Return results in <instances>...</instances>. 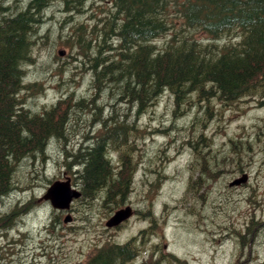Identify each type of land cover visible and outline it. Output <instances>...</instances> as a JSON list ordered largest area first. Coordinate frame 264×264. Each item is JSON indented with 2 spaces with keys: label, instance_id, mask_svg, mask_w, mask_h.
<instances>
[{
  "label": "rangeland",
  "instance_id": "1",
  "mask_svg": "<svg viewBox=\"0 0 264 264\" xmlns=\"http://www.w3.org/2000/svg\"><path fill=\"white\" fill-rule=\"evenodd\" d=\"M105 3L90 0L85 14L69 18L60 9L49 11L51 20L39 28L42 36L35 42L24 79L32 85L22 93L31 114L73 94V103L94 99L100 119L127 116L130 106L111 107L107 94H100L92 82L94 75L84 71L80 50L65 42L71 38L69 25H64L67 19L90 27L91 15ZM194 103L199 104L196 99L186 101L180 110L166 96L136 122L134 131L117 130L119 140L134 143L130 160L135 171L121 205L110 212L103 192L91 200L73 201L65 212L43 199L53 182L66 178L80 191V166H65V149L75 152L79 144L91 141L85 139L88 128L94 130L93 138L107 128L93 117L91 106L87 113L70 107L61 125L67 136L51 139L43 153L22 159L11 175L9 194L0 198V215L31 202L14 226L0 231V264H85L105 244L131 241L136 253L126 264H142L152 252L159 264H180L170 255L185 264H262L264 89L225 107L212 99L219 108L211 117ZM173 110L182 114L175 116ZM203 144L208 148L199 152ZM215 158H224L225 164L217 166ZM215 167L216 177L211 178L207 171ZM244 175V184L228 186ZM126 206L133 210L132 217L117 228H106V220ZM67 214L72 221L64 224Z\"/></svg>",
  "mask_w": 264,
  "mask_h": 264
},
{
  "label": "trees",
  "instance_id": "2",
  "mask_svg": "<svg viewBox=\"0 0 264 264\" xmlns=\"http://www.w3.org/2000/svg\"><path fill=\"white\" fill-rule=\"evenodd\" d=\"M89 1L0 2V198L9 194L11 175L22 159L43 153L53 135L63 136L61 124L70 107L87 113L91 106L93 117L100 119L94 99L73 103L69 94L50 109L31 114L22 95L32 87L24 83L26 70L42 36L39 28L51 18L49 11L57 8L68 18L82 16ZM98 8L90 27L81 21L64 22L71 36L65 42L80 50L84 71L94 75L92 82L100 94H107L110 106L128 104L130 111L125 118L117 113L100 119L107 127L103 134L79 144L75 152L65 149L64 164L80 166L78 200L103 192L110 212L121 205L135 171L130 160L134 143L119 140L117 130L134 131L136 122L166 96L180 110L196 99L199 104H194L204 106L202 112L211 117L217 108L264 89V0H106ZM207 148L203 144L199 152ZM224 160L215 158V164L222 166ZM215 170L207 171L208 176L215 178ZM30 203L1 214L0 231L14 226ZM134 242L105 244L85 264H126L134 259ZM143 259L142 264H159L153 252Z\"/></svg>",
  "mask_w": 264,
  "mask_h": 264
},
{
  "label": "water",
  "instance_id": "3",
  "mask_svg": "<svg viewBox=\"0 0 264 264\" xmlns=\"http://www.w3.org/2000/svg\"><path fill=\"white\" fill-rule=\"evenodd\" d=\"M63 52H59L58 55L62 56ZM247 176L244 175L239 179L233 180L229 183V187L239 186L240 184L245 183ZM80 197V192L76 189H73L70 186L69 179L66 178L65 181H55L53 182L46 190V193L43 196L45 201H49L53 209L59 211H68L70 204L73 200H76ZM133 215V210L131 207L126 206L124 208L118 209L115 211L109 219L105 222L106 228H115L120 226L123 222L127 221ZM72 221L70 214H67L63 223L67 224Z\"/></svg>",
  "mask_w": 264,
  "mask_h": 264
},
{
  "label": "flooded vegetation",
  "instance_id": "4",
  "mask_svg": "<svg viewBox=\"0 0 264 264\" xmlns=\"http://www.w3.org/2000/svg\"><path fill=\"white\" fill-rule=\"evenodd\" d=\"M61 125H62V124H61ZM101 128H102V127H101ZM63 129H64V128H63ZM90 131H91V133L94 132V130H93L91 127L88 128V131H87V133H86L85 139H88V140H90V139L92 140V139H93V137L90 135V134H91ZM129 132H130V131H129ZM102 134H103V133H102ZM102 134H100V135H102ZM65 135L67 136L66 131H65V129H64V134H63V136L66 137ZM83 136H84V135H83ZM55 137H56V136L53 135V136L50 138V140L53 139V138H55ZM95 139H97V137H95ZM50 140H49V141H50Z\"/></svg>",
  "mask_w": 264,
  "mask_h": 264
}]
</instances>
